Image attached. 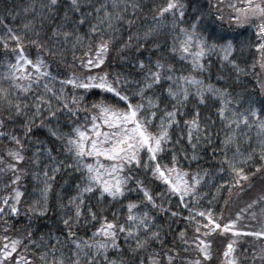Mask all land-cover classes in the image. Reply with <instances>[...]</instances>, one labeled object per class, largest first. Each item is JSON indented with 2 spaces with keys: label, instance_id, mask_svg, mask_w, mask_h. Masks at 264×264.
Listing matches in <instances>:
<instances>
[{
  "label": "snow or ice",
  "instance_id": "snow-or-ice-1",
  "mask_svg": "<svg viewBox=\"0 0 264 264\" xmlns=\"http://www.w3.org/2000/svg\"><path fill=\"white\" fill-rule=\"evenodd\" d=\"M63 4L67 6L61 15ZM143 8L141 0L94 4L39 0L38 5L31 0L0 13V139L8 142L0 150V177L8 180L3 184L5 194L0 195V264H208L214 232L233 237L224 245L223 264H248L236 253V239L264 240V223L251 230L238 223L245 215L255 220L257 209L264 216V188L235 218L224 220L209 206L211 201L202 206L208 196L201 191L208 170L202 175L199 168L191 169V163L201 159L197 155L201 144L214 143L211 125L201 112L215 107L213 115L232 129L221 140L222 147L212 150L213 156L223 152L215 169L222 174L217 187L231 189L264 176V163L253 160L255 151L245 154L238 144L232 148L240 128H256L264 160V79L256 71L257 66L264 71V0H165L148 26H140L142 33L133 35L137 20L132 17L138 19ZM21 14L25 18L17 27L6 23L8 17L15 22ZM125 23L130 34L119 52L129 70L104 71L101 66L110 47L119 43L116 34ZM29 48L36 49L34 58ZM69 50L71 74L53 75L46 61L52 57L67 63ZM245 52L253 58L251 66ZM213 56L233 69L237 80L248 71L256 75L259 98L254 92L234 94L229 91L235 88L232 84L206 83L204 73L215 63ZM65 85L72 86L70 98ZM96 89L116 99L89 101ZM42 129L58 147L38 137L33 143L34 134ZM29 148L32 155L26 157ZM248 162L255 164L251 175L244 168ZM29 166L40 195L28 203L24 214L29 220L20 230L12 221L27 202L29 194L21 181L27 179ZM64 171L74 181V194L59 205L64 212L61 231L66 234L63 240L51 232L35 238L32 224L47 214L52 181ZM223 173L231 175V183ZM133 193L137 199H129ZM109 210L111 217L106 214ZM185 211L187 216L182 215ZM160 214L170 219L163 221ZM177 217L187 222L185 229L178 235L173 232L165 246L163 223L171 232ZM189 225L192 237L187 236ZM78 226L91 228V235L77 237ZM257 261L264 264V245L252 248V264Z\"/></svg>",
  "mask_w": 264,
  "mask_h": 264
},
{
  "label": "trees",
  "instance_id": "trees-1",
  "mask_svg": "<svg viewBox=\"0 0 264 264\" xmlns=\"http://www.w3.org/2000/svg\"><path fill=\"white\" fill-rule=\"evenodd\" d=\"M70 3V0H68ZM81 4H87V3H95V0H80ZM103 2V0H101ZM108 2H111V0H108ZM142 4L144 5L143 10H141L138 13V19L137 17H132V19L137 20L136 26L133 28L132 33L135 35L136 31H140L142 33L143 29L140 27L143 25L144 27H147L148 24L151 22V16L155 14V10L157 7H160L163 5L165 0H141ZM215 2V0H213ZM226 2V0H225ZM31 3V0H0V13L4 12L5 7H10L13 5H20L23 7L25 4ZM37 5L39 4V0H36ZM67 4H63L61 7V15H63V8L66 7ZM145 14H147V19H145ZM24 16L21 14L20 17L13 22L11 17H8L6 20V23L11 25L12 27H17L18 25L22 24L24 20ZM28 19H31V17H28ZM127 19V17H126ZM38 23V21H37ZM119 27V26H117ZM50 31V30H49ZM87 31V28L81 29V32ZM121 32H122V39H121ZM121 32H118L116 34V40L119 41V43H114V46L110 47V52L107 56V59L105 61V65H102L101 68L104 71H108L109 67L113 71L117 70H123L128 71V65L125 63L123 59H121V54L119 52L120 44L124 43L129 33V29L127 24H124L123 29ZM2 34V33H0ZM88 41H85V44H87ZM150 49V44H149ZM2 44H0V51H2ZM29 53L35 57L37 54V51L35 48H29ZM151 54L150 50L144 52V56L147 57ZM81 55L80 52L76 53V56L79 57ZM73 53L69 50L66 54L65 59L67 60V63H65L60 58H52L49 57L48 63H51V70L53 75H55L58 71L61 72L62 78H65L67 75H70L72 72L71 67V61H72ZM245 57L247 59V63L249 66H251L252 63V57L245 52ZM213 61L215 63L211 67L210 70H206L204 73V76L206 78V83H212L216 85L217 87H228L229 84L235 85V88H229V91L235 93H242V92H254L256 94L257 98L258 94L260 92L259 87L257 86V78L256 75H253L250 71L239 74V79L237 80V73L230 67H224L220 64L219 61L216 60L215 56L212 57ZM55 60V62H53ZM59 65V67H57ZM240 67H244V64L242 63ZM257 73L261 75L262 72V79H264V71L260 70L257 66L256 69ZM0 72H2V69H0ZM92 74H97L96 69L91 70ZM54 86L56 88H59L60 85L58 82L54 83ZM65 91L69 95V98L71 97V85H65ZM96 95L89 96V101H98V100H104L105 102H110L111 100H115L116 98L113 96L112 93H106L102 90L96 89L95 90ZM218 106V102H217ZM216 108L212 107L211 109L205 107L202 109L201 115L207 119L209 124L211 125V131L213 133V140L214 143L209 147L207 144H201L200 148L197 149V155L201 157V159H198L191 163V169L195 171L197 168L201 170V174L204 175L205 171L208 170L206 174V180L207 183H205L204 188L201 189L202 192H207L208 196L205 198L202 202L203 205H209V201H211V204L209 206L213 207L216 211V214L221 217V219L226 220L227 218H235V213L239 211L240 209L244 208L245 205H247L250 200L256 199L258 196L262 194V188H264V176L262 175H256V178L254 180H248L245 181L241 185H233L231 189L227 186L223 188L217 187V185H221L222 181L219 179L220 175H222L219 172H215V169H218L220 167V160L223 159V152H219L216 156H213L212 150L214 148H221V140L224 139L227 133L231 132L232 129H229L226 125V123H222L220 121V118L216 115H213ZM0 113H3V105H0ZM215 123H212V122ZM12 125H8V130H11ZM13 135L16 133L13 132ZM238 139L234 140V143L232 145V148L235 149L237 144L240 147L241 152L245 154H251L253 151H255V155L253 156V160L257 163H264V160H261L259 156V141L262 139V137L258 136L257 129L256 128H240L236 133ZM39 138L40 141L44 142L48 146L52 147H58L56 144V141L54 138H52L47 131V129H42L40 132H37L33 136V143H35L36 138ZM175 139V137H174ZM6 139H0V150H3L7 145ZM39 146V145H37ZM191 147L188 146V152L189 155H191ZM55 154V153H54ZM32 155V149L29 148V151L26 153V157ZM228 155L231 156L232 152L229 151ZM63 159V157H60ZM185 165H187L189 162L185 161ZM24 166L23 164L21 165ZM42 167V166H41ZM245 171L249 172V174L255 173V164L248 162L244 165ZM34 171L30 166L28 168V175L27 179H23L21 181V186L23 190H26V192L29 194L27 196V202L23 203L21 206V214L19 217H15L13 219V224L16 226L17 229L23 230L25 224L29 220V216H26L25 210L27 209L28 203L31 202L32 199L39 198V182L34 181L31 176V172ZM213 172H215V175H213ZM9 177L11 176V173L9 172L7 174ZM224 179L228 180L229 183H231V175L229 173H223ZM142 178V177H141ZM0 179L3 180V183H0V195L5 194L3 189V184L8 183L7 178L0 177ZM74 181L71 180L70 174L67 171L61 172L57 174L56 178L52 181V188L49 193L48 197V211L47 214L42 216L39 220H35L32 224L33 231H36V237L38 238L41 236V234H48L51 232L53 235H57L60 237L61 240H63L64 235L66 234V230L64 232L61 231V229L64 228L61 217L64 216V212L61 211L59 205L61 200H63L64 203H67V198L69 195H73L74 192L72 191V185ZM149 187H152V185H149ZM241 188L243 191H241ZM159 191L160 189H156ZM135 193H133L129 199H137ZM122 203H127L126 200L122 201ZM157 203H160V200H157ZM168 201H165V204H167ZM105 208L108 207L107 204L104 205ZM120 205H115L116 209H119ZM173 207H175V200H173ZM109 217H111L112 213L111 210H109L106 213ZM156 214V213H154ZM162 216L163 221H168L170 219L169 216H164L163 214H160ZM183 216H187L188 213L185 211L182 213ZM264 223V216L260 214V210H256V219H252L250 216H242L238 223H240L242 226L248 228L251 230L253 227H258L259 223ZM161 220L157 221V224H160ZM186 221L182 220L181 218L177 217L171 224V232L169 231V225L168 223H163V231L164 234H166V245L171 243L173 239L172 233L179 234L180 229H185ZM37 225L39 226V230L37 231ZM74 231H76L77 237L79 238H87V236L91 235V228L85 229L82 226H78L77 228H74ZM187 236L192 237L193 236V229L192 226L189 225L186 229ZM162 239H165V235H162ZM212 244H211V256L209 257L208 264H216L215 260L218 254L221 253V249H224V245L228 243L230 239H233L231 234L221 233V232H214L211 234ZM121 242L123 241V237L120 238ZM236 253L240 258H246L248 261V264H252V248L253 246L259 248L262 245H264V240H257L255 237L250 236H244L237 238L236 241ZM42 250V249H41ZM245 250L247 251L248 255L247 257L244 256ZM111 251V250H110ZM152 251H155L154 249ZM147 255V254H145ZM191 255L193 257L196 256L195 252H192ZM257 264H259V261H257Z\"/></svg>",
  "mask_w": 264,
  "mask_h": 264
},
{
  "label": "rangeland",
  "instance_id": "rangeland-1",
  "mask_svg": "<svg viewBox=\"0 0 264 264\" xmlns=\"http://www.w3.org/2000/svg\"><path fill=\"white\" fill-rule=\"evenodd\" d=\"M260 76L262 78V72H261V75ZM223 251H224V249H221V253L218 254V256L216 257V260H215V263L216 264H223V261H224Z\"/></svg>",
  "mask_w": 264,
  "mask_h": 264
}]
</instances>
